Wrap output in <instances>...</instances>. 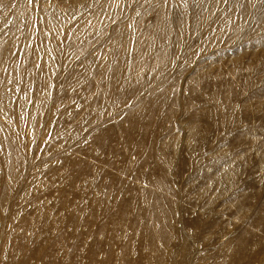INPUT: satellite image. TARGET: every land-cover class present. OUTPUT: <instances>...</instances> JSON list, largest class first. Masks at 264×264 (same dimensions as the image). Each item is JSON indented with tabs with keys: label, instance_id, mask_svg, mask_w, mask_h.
<instances>
[{
	"label": "rangeland",
	"instance_id": "obj_1",
	"mask_svg": "<svg viewBox=\"0 0 264 264\" xmlns=\"http://www.w3.org/2000/svg\"><path fill=\"white\" fill-rule=\"evenodd\" d=\"M3 144L0 264H264V0H0Z\"/></svg>",
	"mask_w": 264,
	"mask_h": 264
},
{
	"label": "bare ground",
	"instance_id": "obj_2",
	"mask_svg": "<svg viewBox=\"0 0 264 264\" xmlns=\"http://www.w3.org/2000/svg\"><path fill=\"white\" fill-rule=\"evenodd\" d=\"M4 152L6 153L8 152L7 155H3ZM12 157H15V154L13 147L10 144H3L2 146H0V178L1 179L3 176L5 177L6 175L9 176L16 174L15 170H13V166L10 163ZM3 188L4 187L0 186V191H2Z\"/></svg>",
	"mask_w": 264,
	"mask_h": 264
}]
</instances>
